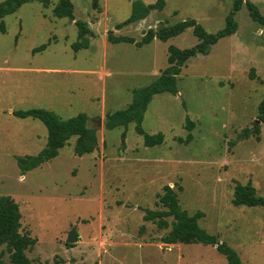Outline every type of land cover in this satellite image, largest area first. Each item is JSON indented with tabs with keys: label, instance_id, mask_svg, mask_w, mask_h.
Masks as SVG:
<instances>
[{
	"label": "rangeland",
	"instance_id": "1",
	"mask_svg": "<svg viewBox=\"0 0 264 264\" xmlns=\"http://www.w3.org/2000/svg\"><path fill=\"white\" fill-rule=\"evenodd\" d=\"M71 1L73 18L54 14L59 0H32L1 19L0 195L19 203L22 232L36 239L28 257L37 264H229L217 245L164 242L172 215L164 217L167 227H159L158 218L145 219L147 209H168L160 196L169 185L181 207L189 215L201 212L200 226L233 248L243 264H264V207L233 203L238 182H250L264 196V24L243 4L234 34L185 61L176 92L154 95L147 107L144 130L164 133L161 144L147 146L134 122L107 128L108 115L126 108L134 89L171 65L170 45L185 49L201 40L191 27L140 47L111 42L109 34L141 41L149 29L186 19L215 33L234 0H164L161 10L121 28L133 0ZM251 1L264 14V0ZM78 20L91 32L89 47L76 51ZM30 108L64 119L86 113L97 147L77 155L74 135L57 156L23 171L18 158L37 155L48 140L43 121L14 114ZM72 229L78 238L68 243ZM0 256L12 264L6 245Z\"/></svg>",
	"mask_w": 264,
	"mask_h": 264
},
{
	"label": "trees",
	"instance_id": "2",
	"mask_svg": "<svg viewBox=\"0 0 264 264\" xmlns=\"http://www.w3.org/2000/svg\"><path fill=\"white\" fill-rule=\"evenodd\" d=\"M29 1L32 0H4L1 2L0 24L3 17L15 12L22 4ZM39 1L47 5L51 0ZM243 4L247 6L252 19L264 24V14L260 12L258 6L253 1L234 0L233 9L226 17L225 26L215 33L206 31L195 19H186L173 25L161 27L157 31L149 29L141 41H136L130 36H115L110 33L108 38L111 42L136 43L137 46L140 47L150 43L155 38L165 41L179 35L187 28L191 27L193 33L200 38L201 42L195 47L185 49L170 45L168 49V61L171 65L151 84L134 89L130 104L126 108L117 110L108 115L106 121L107 128L127 126L131 122H134L136 124V132L144 137V142L147 146L161 144L164 140V133L149 134L142 126L144 114L153 96L161 92L175 93L176 76L181 72L185 61L195 55L198 49L206 53L208 47L218 42L220 38L232 35L236 32L238 22L235 19V14L240 10ZM164 5V0H157V2L153 4H146L143 0H133L130 16L125 21L119 23L118 28L144 19L150 14L151 10H161ZM54 14L61 18H73L74 5L72 1L59 0L58 4L54 7ZM77 24L79 26L78 40L72 45L73 49L76 51L81 48L89 47L90 40L87 34L91 32L86 21L78 20ZM0 27L2 31H5V27L2 24ZM46 46L47 45L44 44L34 50H43ZM259 113L260 119L264 121V97L259 103ZM14 114L21 118L29 116L38 118L43 121L48 129L47 143L37 155L18 158L17 163L23 171L33 169L41 163L57 156L59 150L74 135H77L74 151L79 156L94 151L98 145L96 128L90 125L89 116L84 112L67 119L60 117L51 110L42 108L19 109L15 110ZM188 121L189 124L193 126L194 122ZM191 126L189 125V127ZM160 202L168 209L163 211L147 209L145 219L153 220L158 218L159 227H167L168 221L164 219V217L170 215L174 217L172 230L164 237V242H202L217 245V249L226 255L229 264H243L240 256L233 248L225 242H219L215 235L210 234L206 229L200 226L198 219L202 216L201 212L189 215L187 211L181 207L178 194L173 187L165 185L164 192L160 196ZM233 203L235 205L246 204L249 206L264 207V196L258 194L256 188L250 182L246 184L238 182L234 189ZM21 218L22 214L19 203L9 195H0V248L3 245L8 247L12 264H37L26 254V250L36 243V239L31 237L30 234L22 232ZM70 246H72V244H70ZM0 264H7L2 256H0Z\"/></svg>",
	"mask_w": 264,
	"mask_h": 264
},
{
	"label": "water",
	"instance_id": "3",
	"mask_svg": "<svg viewBox=\"0 0 264 264\" xmlns=\"http://www.w3.org/2000/svg\"><path fill=\"white\" fill-rule=\"evenodd\" d=\"M99 125L101 124V119L98 120ZM77 235L75 229H72L67 237L68 243H74L77 241Z\"/></svg>",
	"mask_w": 264,
	"mask_h": 264
}]
</instances>
